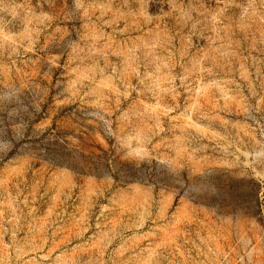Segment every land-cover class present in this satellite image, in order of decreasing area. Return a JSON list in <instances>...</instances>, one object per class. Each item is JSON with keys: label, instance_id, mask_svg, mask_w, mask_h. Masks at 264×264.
<instances>
[{"label": "rangeland", "instance_id": "rangeland-1", "mask_svg": "<svg viewBox=\"0 0 264 264\" xmlns=\"http://www.w3.org/2000/svg\"><path fill=\"white\" fill-rule=\"evenodd\" d=\"M0 264H264V0H0Z\"/></svg>", "mask_w": 264, "mask_h": 264}]
</instances>
